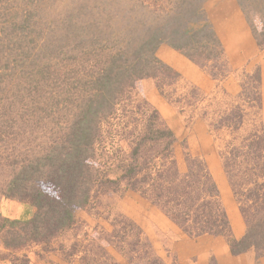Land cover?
<instances>
[{
  "label": "rangeland",
  "instance_id": "rangeland-1",
  "mask_svg": "<svg viewBox=\"0 0 264 264\" xmlns=\"http://www.w3.org/2000/svg\"><path fill=\"white\" fill-rule=\"evenodd\" d=\"M96 1L0 0L2 244L17 232H23L9 225L2 227L5 218L26 220L32 218L35 212L33 207L9 194L13 182L25 165L35 163L51 150L55 141L68 133L70 116L60 109L61 105L56 107L57 98L51 94L55 93L53 79L66 71L69 61L66 47L78 44L77 50H85L93 46L89 43L90 33L82 44L79 41L74 44L67 42L66 18L71 13L76 17L79 32L91 15L101 9L95 5L109 3V0L102 1V4ZM117 1L111 0L110 7H102L101 12H104L108 25V21H114L109 19L114 12L120 13L131 6L129 0L119 4ZM254 4L264 7V0H207L205 3V10L224 46L225 60L229 63L224 68L227 73L224 78L212 77L198 63L168 44H162L157 49L156 56L178 72L180 79L177 83L163 84L162 87L154 77L139 79L134 89L117 104L116 114L102 119L101 136L95 146V155L91 157L90 170L96 184L92 187V198L88 205L77 209L75 224L50 240L48 247L51 248L48 250L47 246L30 241L23 248H9L10 251H28L38 247V251H59L67 260L86 263L85 259L99 257L96 245L101 244L119 264H148L147 256L152 255L158 256L164 264H180L174 251L175 242L182 235L195 237L189 236L179 226L182 234L179 231L176 233L172 224L166 221L167 215L162 209L139 192L128 190L122 193L123 185L110 189L103 184L102 177L108 167L131 152L137 131L154 112L157 114L156 122L172 129L177 137L174 151L180 164L184 166L187 153L203 158L220 190L221 201L231 216V223L238 227L242 221L245 225L221 154L228 150L230 144H238L257 132L264 133L260 64L255 59L243 63L234 61L230 55V50H236L238 46L248 48L251 42L248 38L254 40L256 48H264L260 47L252 28L253 20L258 23V29L264 25L263 17L255 18L259 16V10H253ZM236 7L245 20L248 33L243 32L241 23L230 27L229 23L223 24L225 15L232 14ZM25 17V23L31 18L34 20L31 24H35L37 29H31V32L26 29L21 36H15L11 31L12 26L5 21L10 19L20 26ZM61 25L63 27H59ZM84 63L87 65V62ZM51 110L54 114L50 113ZM230 123L237 124V128H229L227 124ZM143 153L149 156L152 150L148 146ZM18 211L24 216L19 215ZM131 222L142 229L144 241L150 243V249L143 245L134 252V248L130 247L133 240L123 238L125 230L129 231L132 227ZM18 257V264H24V257L21 254ZM262 257L257 258L256 252L249 250L229 259L220 258V263L210 256L208 264H263Z\"/></svg>",
  "mask_w": 264,
  "mask_h": 264
},
{
  "label": "trees",
  "instance_id": "trees-1",
  "mask_svg": "<svg viewBox=\"0 0 264 264\" xmlns=\"http://www.w3.org/2000/svg\"><path fill=\"white\" fill-rule=\"evenodd\" d=\"M102 1L105 0L96 2L102 4ZM206 1L129 0L131 6L120 13L114 12L109 18L114 21H108L109 25L101 12L102 7H110L109 3L95 5L101 9L91 15L79 32L76 17L71 13L66 18L67 42L82 44L90 33L89 43L93 46L85 50H77L78 44L66 47L69 53L66 71L64 76L53 79L55 93L51 94L57 98L56 107L61 105L60 109L70 116L68 133L55 141L51 150L35 163L25 165L13 182L9 194L33 207L35 212L26 220L5 218L2 227L9 225L23 230L5 240L7 248H23L30 241L48 247L50 240L75 224L77 209L88 205L96 184L90 170L91 157L101 136L102 119L116 114L117 104L134 89L139 79L154 77L160 87L180 79L178 72L156 56L162 44L181 51L216 79L227 75L224 68L229 63L205 10ZM253 6V10H259L255 18H264V7ZM25 20L27 17L20 26L10 19L5 22L12 26L15 36H21L26 29L30 32L37 29L31 24L34 20L30 18L27 23ZM254 21L251 22L253 32L263 47L264 25L258 29ZM156 118L154 112L137 131L131 152L108 167L102 177L103 184L110 189L123 185L122 193L139 192L189 236L223 235L228 239L232 254L254 250L257 258L264 256V133L257 132L238 144H230L221 154L246 225L243 236L236 238L220 190L205 160L187 153L182 166L174 151L177 137L172 129L158 124ZM227 126L237 128V124ZM148 146L152 153L145 156L143 152ZM131 224L123 238L133 240L130 247L134 252L143 245L150 249L142 229ZM96 247L99 257L84 262L119 264L104 246ZM147 262L164 264L156 255L147 256Z\"/></svg>",
  "mask_w": 264,
  "mask_h": 264
},
{
  "label": "crops",
  "instance_id": "crops-1",
  "mask_svg": "<svg viewBox=\"0 0 264 264\" xmlns=\"http://www.w3.org/2000/svg\"><path fill=\"white\" fill-rule=\"evenodd\" d=\"M224 13H226V11H224ZM224 18L225 19L223 20V24L229 23L230 27L232 24L241 23L242 25L240 26L242 27L243 32L246 31L248 33L245 20L237 7L235 8L232 14L225 15ZM249 39L251 42L248 48L238 46L236 47V50H230V55H232V60L234 61H241V63H243L244 61L246 62L249 59H255V61L260 64L263 87L262 94L264 95V48H259L258 46L256 48L254 40L252 38H248V40ZM230 81H233V79ZM22 210H24L25 212V209ZM18 213L22 217L24 216V214L20 211H18ZM227 213L230 217L229 219H231V216L228 211ZM166 218L168 219H166V221H168V224H172V229L175 230L176 233L177 231H179L182 234V231L178 227V225L168 216H166ZM231 226L234 237L239 238L245 233V225L242 223V221H240L238 227L235 226V223ZM174 251L177 253V257L180 264H187L189 262H191L192 264H208V259L210 256L217 259L218 263H220V258L229 259L235 256L232 255L229 243L226 237L223 235L214 236L210 234H204L195 238H189L185 235H182L175 242ZM19 254L24 257V264H93L82 263L77 260L70 261L67 260L59 251H38V247H35V250L30 249L28 251L20 250L19 252H12L9 250V248H7L4 244L0 242V264H18L16 260L19 258ZM262 260L264 264V257H262Z\"/></svg>",
  "mask_w": 264,
  "mask_h": 264
}]
</instances>
